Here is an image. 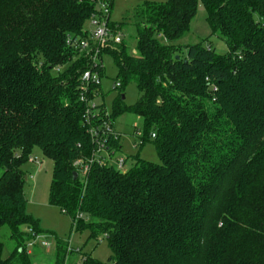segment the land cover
Instances as JSON below:
<instances>
[{"label":"trees","instance_id":"16d2710c","mask_svg":"<svg viewBox=\"0 0 264 264\" xmlns=\"http://www.w3.org/2000/svg\"><path fill=\"white\" fill-rule=\"evenodd\" d=\"M199 4L225 57L205 42L162 43L189 32ZM95 12L93 0H0V231L8 227L16 243L5 259L0 242V264H31L22 228L44 233L24 191L22 166L35 148L54 165L51 203L73 228L105 236L112 252L106 263L83 255L82 264H264V0L141 5L137 54L124 41L103 54L118 90L135 84L140 98L128 107L120 93L110 116H141L143 144L153 139L160 163L137 155L126 172L96 163L83 175L75 164L95 150L80 101L89 66L68 40L88 38ZM98 94L91 85L89 99ZM65 250L57 240L56 264Z\"/></svg>","mask_w":264,"mask_h":264},{"label":"rangeland","instance_id":"374dc122","mask_svg":"<svg viewBox=\"0 0 264 264\" xmlns=\"http://www.w3.org/2000/svg\"><path fill=\"white\" fill-rule=\"evenodd\" d=\"M167 3L169 0H114L110 11V21L122 24V35L124 42L130 48V54L136 55L137 40L133 27L135 11L145 2ZM206 12L202 4H199L196 17L190 24L189 32L183 37L168 42L162 39V43L168 46L185 48L205 42L216 51L217 55L225 57L228 54V47L225 40L219 34H212L206 25ZM86 27L91 30L90 26ZM105 77L102 79L101 88L104 96L97 99L98 104L105 103L107 109L112 113L113 103L120 93H124L125 106H133L140 98V94L135 84H129L124 90L114 88L117 80V68L111 56L103 57ZM112 130L120 137V150H115L111 156L110 164L116 166L120 159L126 161V168L132 166L130 158L137 155L147 162L159 164L160 159L157 154L154 141L139 145L138 133L145 135L144 119L132 113L122 114L112 120ZM53 162L48 159L40 149L35 148L31 155V160L22 166V170L28 178L25 186V196L27 199V213L35 220L39 221L40 228L44 231L42 235L33 238L31 230L23 227L27 234L28 251H30L31 264H56L57 240L64 243L66 247L65 258L62 264H82V256L88 255L94 259L106 263L112 252L108 246L105 236L90 238V231L87 229L78 230L73 228L72 221L68 216L62 214L60 209L51 203L50 186L52 183ZM0 171V176L2 175ZM0 242L4 244L3 257L11 256L16 247V243L10 239L8 227L0 231ZM33 244L32 247L29 244ZM45 244H49L46 247ZM72 251L71 253L68 251Z\"/></svg>","mask_w":264,"mask_h":264},{"label":"built area","instance_id":"2783aa9c","mask_svg":"<svg viewBox=\"0 0 264 264\" xmlns=\"http://www.w3.org/2000/svg\"><path fill=\"white\" fill-rule=\"evenodd\" d=\"M96 4V12L92 15L87 24L91 30L88 29V38L68 40V44L71 48L79 52L88 61L89 69L86 70L82 77V91L80 101L86 105L84 115V125L87 132L95 145L92 158L84 163L83 161H77L75 167L79 170V174H88L90 168L94 164L106 165L110 164L111 156L114 155L113 150L109 147L110 136H114L116 139L117 134L112 130V120L110 111L107 107H103L102 104H98L96 101L101 95H96L92 100L89 99L88 93L91 85L101 86L102 79L100 77L101 70H105L103 66V57L105 50L114 49L124 41L122 31H115L117 27L113 29L110 21V11L112 0H93ZM61 68H56L55 72H60ZM120 83H115L114 88L119 89ZM139 145L142 146L144 141L142 134L138 133ZM153 138L155 136L153 135ZM116 167L119 171L126 172V161L120 159L116 162ZM32 234V231H31ZM37 238V237H36ZM30 247L33 244H29ZM49 247V244H45ZM68 251H72L68 247Z\"/></svg>","mask_w":264,"mask_h":264},{"label":"water","instance_id":"95a60500","mask_svg":"<svg viewBox=\"0 0 264 264\" xmlns=\"http://www.w3.org/2000/svg\"><path fill=\"white\" fill-rule=\"evenodd\" d=\"M122 100H123V101L125 100V96L122 97ZM74 179H75V180L78 179V174H77V173L74 174Z\"/></svg>","mask_w":264,"mask_h":264},{"label":"crops","instance_id":"0c3cea01","mask_svg":"<svg viewBox=\"0 0 264 264\" xmlns=\"http://www.w3.org/2000/svg\"><path fill=\"white\" fill-rule=\"evenodd\" d=\"M29 254H30V251H29Z\"/></svg>","mask_w":264,"mask_h":264}]
</instances>
